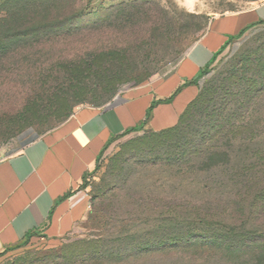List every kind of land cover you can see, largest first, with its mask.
<instances>
[{"label": "rangeland", "instance_id": "374dc122", "mask_svg": "<svg viewBox=\"0 0 264 264\" xmlns=\"http://www.w3.org/2000/svg\"><path fill=\"white\" fill-rule=\"evenodd\" d=\"M261 1L22 4L17 22L43 28L0 59V160L77 109L112 106L165 77L212 17ZM208 83L180 125L131 134L107 151L82 181L85 213L72 235L1 255L0 264H264L259 240L238 235L264 228L262 202L249 206L243 181L264 180V24L219 54L198 96Z\"/></svg>", "mask_w": 264, "mask_h": 264}, {"label": "crops", "instance_id": "0c3cea01", "mask_svg": "<svg viewBox=\"0 0 264 264\" xmlns=\"http://www.w3.org/2000/svg\"><path fill=\"white\" fill-rule=\"evenodd\" d=\"M261 20L264 0L212 17L168 75L125 91L112 106L77 109L18 153L1 159L0 256L72 235L85 213L82 181L107 151L131 134L176 125L197 94L202 71Z\"/></svg>", "mask_w": 264, "mask_h": 264}, {"label": "trees", "instance_id": "16d2710c", "mask_svg": "<svg viewBox=\"0 0 264 264\" xmlns=\"http://www.w3.org/2000/svg\"><path fill=\"white\" fill-rule=\"evenodd\" d=\"M31 0H3L0 1V59H2L4 57V51L7 48H10L13 44H15L16 42L20 41V38L22 37H29V38H34L33 35H35V33H37L39 30H41V28H43V26H39V25H33V24H19L17 22V20L15 19V16L17 15V13L21 10V5L30 2ZM12 19V20H11ZM259 24H264V21L261 20L258 22ZM252 26H249L247 28H245L244 30H242L239 33V37H241V35ZM223 51V50H222ZM221 53V52H220ZM210 68V67H209ZM209 68H205L202 71V75H206V73L208 72ZM209 83L206 84V86L204 87V89H202V92L200 93V95L198 96L196 94V96L194 97V99L188 104V106L185 108V110L180 114L178 122L176 125L166 128V129H162L159 131H145V132H152V133H157V132H164L167 130H172L175 127H177L178 125H180V123L182 122L183 117L187 114L190 106L192 105V103L194 102V100L198 97L201 98L203 96H205L207 94V92H209L210 87H209ZM198 89H199V84H198ZM198 93V91H197ZM138 131L139 129H133L132 131ZM130 131L126 132L129 133ZM123 134L122 136L126 135ZM235 175H239V177L242 174H235ZM261 174H244V178L245 180H243L245 182V193L244 195L247 194L246 198L249 197V206L254 207L255 204L258 201L262 202V208L264 209V180L261 179ZM253 189V190H252ZM252 190V192L250 193V191ZM255 229V228H253ZM262 229V230H261ZM261 229H257L254 231H248L245 230L244 233H238V235H241V237L244 239L247 235H252L253 237H249L250 239H253V242H257L258 240V245H256L255 248V253L257 252L258 254L262 255L264 257V228ZM232 230H235V226H230L227 234L230 232L233 233ZM236 233V230H235ZM259 233V234H258ZM228 240V239H227ZM244 245V246H243ZM241 249H243L242 251H244L245 249H249L251 248V246H249L248 244H242L241 245ZM263 263H264V258H263Z\"/></svg>", "mask_w": 264, "mask_h": 264}]
</instances>
